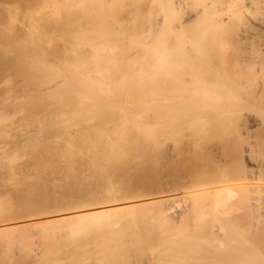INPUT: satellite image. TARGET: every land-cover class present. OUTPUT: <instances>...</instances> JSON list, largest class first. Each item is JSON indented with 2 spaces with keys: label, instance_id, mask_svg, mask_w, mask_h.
Instances as JSON below:
<instances>
[{
  "label": "bare ground",
  "instance_id": "6f19581e",
  "mask_svg": "<svg viewBox=\"0 0 264 264\" xmlns=\"http://www.w3.org/2000/svg\"><path fill=\"white\" fill-rule=\"evenodd\" d=\"M159 2L169 15L157 9L166 17L140 23L157 47L139 40L137 70L131 63L124 72L104 41L82 58L65 50L53 66L34 55L36 73L51 72L37 88L59 97L58 80L67 79L75 118L70 129L36 133L29 148L0 146V264L26 261L9 250L16 237L21 246L37 237L47 256L27 247L49 264H264V137L252 129L264 127V0ZM131 91L138 102L143 92L150 98L136 101L143 110L125 107L136 103ZM113 92L132 100L112 102ZM17 149L31 150L32 163L17 166Z\"/></svg>",
  "mask_w": 264,
  "mask_h": 264
},
{
  "label": "rangeland",
  "instance_id": "374dc122",
  "mask_svg": "<svg viewBox=\"0 0 264 264\" xmlns=\"http://www.w3.org/2000/svg\"><path fill=\"white\" fill-rule=\"evenodd\" d=\"M163 1L166 2V0H163ZM160 4H161V6H160ZM162 4H163V2L160 3L159 0H97V1L95 0L94 2H92L90 4H88L87 0H0V16L2 15L1 17L3 19L2 20L0 17V35H1L0 36V43L2 41L1 37L7 36L5 38L6 42L3 43V41H2V43H1L4 45L0 44V101L7 104V108H5V109L8 110V111L5 110L6 112L0 113V116H5L7 114L8 118H12V119H9L10 120L9 122H8V119H5V121H3V124L0 123V131L3 134L7 133V131H8V133H7L8 136L9 135L11 136V137L9 136L10 138H8L7 134H6V136H5V134L3 136L2 133L0 132V135L2 136V137H0V138H2L0 140V143L4 140L2 142V144H0V146L4 145L5 142H7L6 143L7 145L10 144L11 146H14L15 144L19 145V143H20V145H23L27 141L24 145L27 144L26 146L28 147V144H30L28 141H30V139H33V136L36 137L35 135H36V133L38 134V132H40V133L44 132V134H45V131L47 132V134H50L53 132L52 130H55L56 132L57 131L62 132L63 130H66L68 128L70 129V127H68V126L72 127V125H73V123H71V122H73L72 120L75 118V117L73 118V116L75 114L71 111L73 109L70 110L69 104L67 103V100H68L67 97L68 96H66L64 98V96H65L64 94H67L65 91L70 92V90H72L73 88L71 87V85L68 86L69 81H67V79L62 77V78H59V80H58L62 84L59 85L60 87L58 86L55 89V90L58 89L56 92L60 91L61 94L59 95V97L58 96H54L55 98L54 97H52V98L46 97L47 95L50 96V94H47L46 91H42V90H40L41 91L40 92L39 89L37 88V85L35 84L36 81L38 80L37 78L38 77H42L43 79L48 78L47 76H49L51 72L49 74H47V76H46V74H41L39 72L36 73V70L34 69L35 65L33 64L34 60L37 59V57H34L35 54H36L35 56H41L40 58H43V59L45 58L44 60L47 61L46 64L53 66L54 65L53 63H55V61H56L55 58L58 61L59 56L62 53H64L65 50H67L66 52H68V53H66L67 54L66 56H68V54H72V51H74L75 53L73 52V55H69V56H71V57L74 55L77 56V54L79 56L80 53L84 52L83 56L80 54V57L81 56L84 57V56H86L88 51H90V48H92L91 46H93V47H97L98 45L104 46L105 45V44L103 45V41H104V43H106V42L108 43L107 44L108 46L107 45H105V46L107 48L109 47V49H107L106 47H104V48H106L110 52L111 51L113 52V54L111 53L113 55V58H114V56L116 57L117 60H118V58H122V59L118 60V64L120 67H123L122 69L124 70V72H126L125 69H127L132 64H134V65L137 64L136 69H135V70H137V68L138 69L140 68L139 67V65H140L139 61L143 57V55H142L143 53L141 51L142 47L140 45L139 40H141V41L143 40L144 42L147 41V45L149 46V48L154 49L155 47H157V45H156L157 41H154L153 38H148L147 33L145 32V31H147L146 27H148L146 25L149 24L148 22L146 23V21L154 15L155 16H157V15L163 16L164 15L163 12H165V13L167 12L164 10L165 7L164 8L162 7ZM164 6H165V4H164ZM188 6H189V4H188ZM150 8H151V10H150ZM184 8L178 9L177 12L173 14V16L176 18L179 14L180 15L183 14V10L184 11H185V9L187 11L189 10L187 8H185V9ZM157 9L163 10V12L161 11L163 14L158 13V12H160V10L156 11ZM154 10H155V14H154ZM148 13H149V15H148ZM150 13L152 14L151 16H150ZM165 15H169V13L168 14L166 13ZM165 15L163 17H166ZM147 16L149 18H147ZM179 17H177V18H179ZM102 19L104 20L103 22H102ZM105 21H106V23H105ZM141 22H142V24L146 23L145 29H140V23ZM136 24H138V25H136ZM35 26L40 27L39 29H38V27H36L39 32L37 31V29H35ZM97 26H98V28H97ZM103 26H104V28L102 29L101 27H103ZM165 27H167V26H165ZM167 28H165L166 31L169 29V28L168 29ZM105 30H106V32L108 31L107 33L109 35L105 32ZM36 31L38 34H40L39 35L40 37L38 36V34H36ZM98 32H100L101 34ZM104 32L107 36L104 34ZM111 32H112V34H111ZM163 33H165V32H163ZM119 40L121 43L119 42ZM79 45L81 46V48L78 47ZM71 46L74 50H72ZM22 47L24 48V52H25L24 54L25 55L27 54V57L24 58L25 59L24 61H23V57H25V56L22 54L23 53V50H21ZM75 48L79 53L77 51H75ZM81 49H84L85 51L82 50L83 51L82 52ZM31 51H32V53H31ZM86 51H87V53H86ZM29 53L33 54L34 58H32V56H31V60L33 59L32 61L30 60V58H28ZM44 53H45V56H44ZM31 54H29V55H31ZM111 54H109V55H111ZM64 55H65V53H64ZM116 55L120 56V57H117ZM58 68L59 67L54 66V69H58ZM36 74H37V76H35ZM63 89H64V91H63ZM76 89H77L76 91L78 93H80V95H81V97H83V99H85L89 102H92V103H96L95 100H97V99H94V98H96V96H94L90 93L88 94L87 91L84 92V89L81 90L80 87H76ZM135 89L137 90V88H135ZM136 90L134 92L138 93L139 90L138 91H136ZM146 90H143V91L145 92ZM132 92L133 91H131L130 94ZM144 92H143V95L146 93V92L145 93ZM113 94H115V96L112 97V102L115 101V99H117V97L120 99H124V98L128 99L129 98V100H132V96H129L130 94H126V92L124 93L125 95L122 94V96H120V97L118 96V94H119L118 92H116V93L113 92ZM133 94L134 93H132V95ZM139 94H140V92L138 93V95L135 94V96L137 98H139V100H140L141 97H139L140 96ZM147 94H148V91H147L146 95ZM126 95H128V96L126 97ZM143 95H141V96L144 97L145 99L147 97L146 101H148L150 99V98H148V96H146V95L143 96ZM39 96L40 97L45 96L44 100H46V102H45L44 106L46 108L45 107L41 108V106L38 105L37 98ZM135 96H134V99L132 100L134 103L137 101V98H135ZM40 97H39V99H40ZM60 97H61V99H60ZM62 98H63V100H62ZM145 99H144V102H143V100H141L142 102H140V101L139 102L137 101V102L141 103V105L145 104V102H146ZM65 102L67 103V105L65 104ZM97 102H98V100H97ZM99 102H100V100H99ZM137 102L134 105H133V103H131L132 105L129 103L130 106L126 105L125 107L127 108V110H128V108H130L131 110L132 109L135 110V111L132 110L133 112H138L139 108L137 110L136 105L140 106V104H138ZM47 103H49V104H47ZM37 105L40 107H38ZM30 106H34V107H30ZM62 108H63V111L61 110ZM141 109H142V107H141ZM69 110L71 112H69ZM127 110H125L124 112H126ZM144 111H145V107H144ZM57 112H59L58 115H57ZM2 114H4V115H2ZM44 117L47 120H44ZM31 119H33V122ZM6 120H7V122H6ZM26 121H28V122H26ZM11 122H13V123H11ZM7 123H9V124L6 125ZM42 123L44 124V126H42L43 125ZM11 124H14V125H11ZM39 124L43 128L45 127L44 131L42 130L43 128L40 127ZM15 125H17V126H15ZM29 125L31 126L30 128H29ZM46 125L49 128H52L51 131H50V129H48V127ZM53 125L55 128L53 127ZM4 126L5 127L9 126L10 128L8 127L9 128L8 129V128H5ZM14 126H15V128H14ZM56 126H57V128H56ZM36 129H37V131H36ZM252 129L254 130V134L257 135L258 138L264 137V127L253 125ZM22 131H23V133L24 132L25 133L22 134ZM31 135H32V137H31ZM45 138H44V140H45ZM52 138H50V139L46 138L45 143L47 140H48L47 144L51 143V142H53L54 144H55V142L56 143L59 142V139H58L59 137L56 140L52 139ZM54 138H56V137H54ZM13 139H14V141H13ZM51 139H52V141H51ZM62 140L63 139L61 138L60 139L61 143L63 142ZM30 142H32V141H30ZM60 142H59V144H61ZM12 143H13V145H12ZM6 144L4 146H7ZM47 144H46V146H49ZM30 145H29V147H30ZM50 145H52V143ZM16 151H18V152H16V155L18 153L22 152L21 154L18 155V156H20L19 157L20 159L15 154H12L13 156H11V159H13L14 162L16 160H18V161H16L17 166L18 165L24 166L23 163L26 165L32 163V160H33L32 156L28 158V156L32 155L31 153L28 154V152H31V150H28V152H27V151H24V149H23L22 151L20 150L21 151L20 152L17 149ZM25 154H27L28 156ZM14 156H16L18 159L15 160ZM12 157H14V158H12ZM9 161H11V160H9ZM22 161H23V163H22ZM26 161H28V162H26ZM12 164L14 165L16 163H12ZM0 215H1L0 219L4 218V216H5L2 213V211L0 212ZM14 238L12 240H14ZM16 238L18 239V237H16ZM17 239L14 240V241H19V242H17V244L15 242V244L17 245L16 248H13L12 246H9V245L7 246V249L12 247L9 250L10 251L12 250L14 253L16 252V249L18 248V246L23 250V248L25 246L27 247L30 245L29 247H31V248L33 247V251H37L36 253H38V254L41 252L40 249H42V251L44 248H45V250L49 249V248L45 247L44 243H42V245H41V242H39V240H36V239H38L37 237L35 239H34V237L32 238V240L36 241V243H34L35 245L33 244L34 246H32L33 242L31 243V241H28L27 244H25V246H23L24 243H26V242H24L22 245L23 247H22L21 245H18L19 243H21L20 239L19 240H17ZM13 242H11V243L14 246ZM12 244H10V245H12ZM43 245H44V247H43ZM27 248H26V251H24L25 249L23 251H21V249H20V252H19V250H17L18 254L12 253L13 254L12 257H14L16 260L18 258L19 261H20L19 258L26 259V261L24 259H22V260H24L23 264H29V263L30 264H40V262H41V264L46 263L44 261V257L46 259L48 250L46 251V253L41 252V254L43 253V255H46V256H43V259L41 258V256L38 255V258L40 257V259H41V260H39L37 258V254L32 253L33 251L31 248H28V250L30 249L33 257H31V256L27 257V255L28 256L31 255L30 251H28ZM36 248L38 250H40V252H38V250H36ZM19 253H20V255H19ZM18 255H19V257H18ZM34 255H36V256H34ZM25 256H26V258H25ZM74 256L77 257V255H74ZM74 256H73V259H74ZM35 257H36V260L38 259V261L33 259ZM31 258H32L33 263L31 261ZM53 259H57V258H53ZM69 259H71V260L69 261L67 259L68 260L67 262H69V264H70V262H72V258H69ZM16 260H14V261H16ZM18 260L16 262H18ZM28 260H30V261H28ZM77 260H79V259H76L73 262H76ZM34 262H36V263H34ZM60 262L63 264V261H60ZM46 264H49V262ZM50 264H52V263H50ZM64 264H65V262H64Z\"/></svg>",
  "mask_w": 264,
  "mask_h": 264
}]
</instances>
